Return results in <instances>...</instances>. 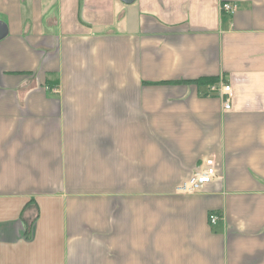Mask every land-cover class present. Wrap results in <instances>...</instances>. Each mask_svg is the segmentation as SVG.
<instances>
[{
    "label": "crops",
    "instance_id": "crops-1",
    "mask_svg": "<svg viewBox=\"0 0 264 264\" xmlns=\"http://www.w3.org/2000/svg\"><path fill=\"white\" fill-rule=\"evenodd\" d=\"M0 21V264H264V0H0Z\"/></svg>",
    "mask_w": 264,
    "mask_h": 264
},
{
    "label": "built area",
    "instance_id": "built-area-1",
    "mask_svg": "<svg viewBox=\"0 0 264 264\" xmlns=\"http://www.w3.org/2000/svg\"><path fill=\"white\" fill-rule=\"evenodd\" d=\"M235 5L223 4L222 10L233 13L236 10ZM209 94L213 96H219L223 101V107L225 110L232 109L233 100V88L225 81H219L216 84L209 86ZM218 177L216 170V160L214 157L206 160L204 169L195 173L188 181L179 186L177 191L181 194H195L200 192L207 184L211 183ZM220 220L219 215L211 213L209 215V222L211 225H215Z\"/></svg>",
    "mask_w": 264,
    "mask_h": 264
},
{
    "label": "water",
    "instance_id": "water-1",
    "mask_svg": "<svg viewBox=\"0 0 264 264\" xmlns=\"http://www.w3.org/2000/svg\"><path fill=\"white\" fill-rule=\"evenodd\" d=\"M124 4L130 5L135 2V0H120ZM9 34V29L6 23L0 21V41L4 40Z\"/></svg>",
    "mask_w": 264,
    "mask_h": 264
},
{
    "label": "trees",
    "instance_id": "trees-1",
    "mask_svg": "<svg viewBox=\"0 0 264 264\" xmlns=\"http://www.w3.org/2000/svg\"><path fill=\"white\" fill-rule=\"evenodd\" d=\"M219 82V78H216V77H214V78H204V79H200L199 81H198V83L200 84V85H204V84H210V85H213V84H216V83H218ZM210 95V94H209Z\"/></svg>",
    "mask_w": 264,
    "mask_h": 264
}]
</instances>
